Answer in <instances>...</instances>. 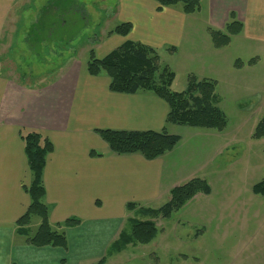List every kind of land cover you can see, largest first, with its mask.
Returning a JSON list of instances; mask_svg holds the SVG:
<instances>
[{"label":"crops","instance_id":"obj_1","mask_svg":"<svg viewBox=\"0 0 264 264\" xmlns=\"http://www.w3.org/2000/svg\"><path fill=\"white\" fill-rule=\"evenodd\" d=\"M17 2L0 0V40ZM203 6L205 15L196 17L183 14L177 6L157 11L153 0H116L113 15L120 23H130L132 30L126 37L100 30L88 50L102 59L124 42L132 41L156 51L170 46L176 52L183 46L191 57L196 48L194 22L201 21L210 38L209 29L222 31L233 12L243 25L241 34L235 37L250 45L251 61L244 64L239 60L240 68L235 67L236 63L231 67H255L261 60L257 50L264 47V0H203L200 11ZM14 18L16 25H22L23 16ZM57 23L64 24L60 20ZM52 25L48 30L53 29ZM28 30L21 28L22 39L28 36ZM50 36L47 34L46 39ZM224 49L207 50L210 61L199 59L203 67L214 70V62L219 61L214 55L221 56ZM86 62L74 60L42 86L4 76L0 62V264H92L106 255L125 230L127 203L149 205L172 189L164 185L163 179L165 158L173 150L152 161L140 155L116 156L96 133L167 130L166 102L151 93L111 92L110 79L104 74L90 76ZM231 84V94L264 97L258 83L234 79ZM21 129L38 131L53 145L42 174L43 202L49 209L52 229L66 236L65 249L29 245L16 232L15 223L30 204L25 189L31 175ZM91 151L102 156L92 157ZM67 219L80 223L57 227Z\"/></svg>","mask_w":264,"mask_h":264},{"label":"rangeland","instance_id":"obj_2","mask_svg":"<svg viewBox=\"0 0 264 264\" xmlns=\"http://www.w3.org/2000/svg\"><path fill=\"white\" fill-rule=\"evenodd\" d=\"M22 1L18 0L4 27L0 62L4 76L31 86L46 84L74 60H87L88 46L100 30L109 32L120 24L113 15L116 0ZM205 13L203 6L195 16ZM16 16H23L22 25H16ZM61 17L64 24L48 30L44 20ZM193 26L197 29L194 55L188 57L183 46L176 52L166 46L157 50L160 64L174 73V92L185 90L191 74L216 81L217 106L227 124L222 131L169 125L167 132L179 136L180 142L165 158L163 183L174 188L199 178L206 181L210 194L198 193L167 219H151L157 227L156 237L111 257L106 253V264H264V196L252 192L264 180V139L252 138L264 117V97L251 99L230 92L234 79L258 83V89H264V47L257 50L261 60L255 67L235 70L231 64L237 60L251 61L250 45L241 37H232L221 56L214 55L219 60L214 62L217 70H210L199 59L210 61L207 50L213 43L201 21ZM28 27V36L22 39L21 28L26 31ZM44 34L51 36L42 41L39 36ZM169 199L165 193L149 205L134 203L158 209ZM125 212L127 219L135 218L134 213ZM38 225L39 219L34 218L31 235ZM125 229H130L128 220Z\"/></svg>","mask_w":264,"mask_h":264},{"label":"trees","instance_id":"obj_3","mask_svg":"<svg viewBox=\"0 0 264 264\" xmlns=\"http://www.w3.org/2000/svg\"><path fill=\"white\" fill-rule=\"evenodd\" d=\"M153 1L157 4V11L180 5L183 14L194 15L200 11L203 0ZM61 19L62 17L60 22ZM55 20H48L50 23H46L47 26L51 27L52 24H58ZM131 30L132 25L130 23H120L109 31L108 35L126 37ZM242 30V23L231 12L224 29L222 31L209 29V35L213 46L222 49L229 45L232 37L240 35ZM39 37L44 41L47 34ZM171 50L175 51V48H171ZM241 65L242 63L237 60L235 67L240 68ZM86 69L92 77L106 75L110 79L109 90L111 92L123 94L151 93L164 100L168 105L166 116V124L168 125L217 131H222L226 127V117L217 106L216 81L198 79L194 75H189L184 91H172L171 86L175 75L167 66L160 64L157 51L151 47L126 41L102 59L96 58L94 51L90 50ZM96 133L107 144L112 154L116 156L140 155L147 161L160 158L172 151L180 142L179 136L168 133L166 129L160 132L97 130ZM19 134L24 145L31 182L25 189L30 198V204L25 213L16 221V232L19 236L25 237L29 245L65 249L67 246L66 236L64 232L52 229L49 223V209L43 202L45 189L42 174L47 156L53 151V145L48 138L35 130L21 129ZM252 138L264 139V117L255 127ZM90 156L101 157L102 155L91 151ZM252 192L255 195L264 196V180L253 186ZM198 193L208 195L210 188L206 181L195 178L181 186L172 188L169 193V201L158 209L127 203L126 210L129 213H134L135 218L128 219L129 231L125 229L120 232L117 240L108 249L107 257L122 252L130 245L149 244L157 235V227L151 219L169 218ZM136 216L150 220H140ZM34 218L39 219V225L35 233L31 235L29 226ZM79 223V220L67 219L64 223L58 224L57 227H75ZM92 264H106V256Z\"/></svg>","mask_w":264,"mask_h":264}]
</instances>
